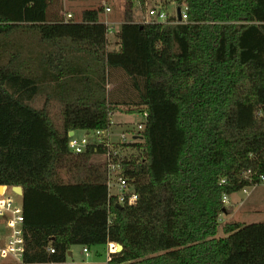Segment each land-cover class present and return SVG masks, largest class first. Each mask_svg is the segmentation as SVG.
<instances>
[{
    "label": "trees",
    "instance_id": "16d2710c",
    "mask_svg": "<svg viewBox=\"0 0 264 264\" xmlns=\"http://www.w3.org/2000/svg\"><path fill=\"white\" fill-rule=\"evenodd\" d=\"M124 1L121 48L108 52L101 9L65 22L62 0H0V186L23 188V264L108 244L122 246L108 264H264V221L217 237L223 195L264 177V0H177L178 24H135L136 0ZM121 110L148 115L122 146L135 151L122 163L132 206L109 196L102 147L68 146Z\"/></svg>",
    "mask_w": 264,
    "mask_h": 264
},
{
    "label": "built area",
    "instance_id": "2783aa9c",
    "mask_svg": "<svg viewBox=\"0 0 264 264\" xmlns=\"http://www.w3.org/2000/svg\"><path fill=\"white\" fill-rule=\"evenodd\" d=\"M148 1L143 24H178L187 23L188 8L185 5L180 6L177 0H158L154 5L149 6ZM154 1V0H152ZM135 3L140 4L137 0ZM111 7L105 6L102 13H108ZM178 11H180V19ZM68 18H73L68 15ZM141 122L138 124L137 133L131 134L130 140L126 134L120 136L121 144H130L140 141L139 133L143 131L148 115L141 114ZM69 133V150L75 155L84 154L91 145L100 146L105 151L104 163L108 173L107 186L110 197H116L118 204L135 205L138 201V195L132 181L123 174L122 163L126 156L121 155L119 149H116L113 142L107 134L108 130L91 131L94 133L96 140L91 142L87 137L79 139L75 131ZM250 173V172H249ZM226 179L220 181V185H226ZM264 177L261 178V182ZM256 186V185H255ZM116 188L117 193L112 194V189ZM3 192L0 193V264H23L27 253V243L25 237V212L23 205V195L15 191L14 186H3ZM230 195L224 194L223 204L229 202ZM50 253H55L52 247L48 248ZM118 244H108V256L118 253ZM84 253L89 254L88 248H84Z\"/></svg>",
    "mask_w": 264,
    "mask_h": 264
},
{
    "label": "rangeland",
    "instance_id": "374dc122",
    "mask_svg": "<svg viewBox=\"0 0 264 264\" xmlns=\"http://www.w3.org/2000/svg\"><path fill=\"white\" fill-rule=\"evenodd\" d=\"M156 1L158 0H154V1L149 0L148 5L152 6L155 4ZM121 2H123V0H100L99 5L102 6L103 4H106L109 7L114 6V8L116 9L118 8V5ZM87 6L88 4L85 5V7ZM146 10L147 7L142 6L138 3L134 4V11L137 17V19H135L136 23L143 24V20L146 15ZM111 35L109 37L110 41L111 42L114 40L116 41L114 34ZM112 45L118 47L119 44L118 45L110 44L109 50L112 49L113 47ZM34 103L35 106H37L38 108H42L43 106L42 104L44 103V100L35 101ZM50 105H51L50 108H48L50 115L52 116L55 123L60 124L61 107L58 105L57 102H54ZM116 114L119 115L117 117H113L114 123L122 119L121 117H119L121 116L120 114L123 115L127 113L121 110V112H118ZM128 120L133 123V126H131L133 128H131V131H129L130 135L128 136V139L130 140L131 134L137 133L136 130L138 129V124L141 122V119L137 115H132V116H128ZM114 129H116L117 135L120 134V131H122V129L118 125H115ZM75 135L79 139L83 137H87L91 142H94L96 140L94 133L90 131L77 130L75 131ZM114 140L116 142H113V144L117 150L123 146L120 140H118V136L115 137ZM119 150H121L120 151L121 155L126 156L128 158L134 155L135 153L134 149L131 148H122ZM136 154H138V152ZM94 160L100 163H104V156L103 155L95 156ZM60 178L65 183L70 182V176L67 174L66 171L60 172ZM2 192L3 190L0 189V193ZM117 192H118L117 189L113 188L111 193L115 194ZM224 206H225V210L220 217V226L217 235L218 238L227 236L225 234L224 229L228 224L241 223V224L249 225L264 221V181H262L259 185L256 186L244 187L242 190L238 191L237 193L230 195L229 202L227 204H224ZM82 248H83L82 246H76L74 249L76 253L74 258L67 257L66 262L62 264H108L107 258L110 259V257L107 255L108 246L99 245L97 247H93L90 250L89 257H86V255L82 251L83 250ZM47 264H56V263H47Z\"/></svg>",
    "mask_w": 264,
    "mask_h": 264
},
{
    "label": "crops",
    "instance_id": "0c3cea01",
    "mask_svg": "<svg viewBox=\"0 0 264 264\" xmlns=\"http://www.w3.org/2000/svg\"><path fill=\"white\" fill-rule=\"evenodd\" d=\"M99 3H100V0H62L63 11H61L60 15L63 16V20L65 22L74 21V22H77V23H81L84 11H86V10H98V9H101V11H103V8L105 6H107L106 4H103L102 5L103 7H102V6L99 5ZM86 4H88L87 7H85ZM116 9L114 8V6H111V11L110 12H108V13L100 12V14H99L100 23L105 24L107 26V28H108V34H107V40H108L107 51L108 52H118L120 50L121 41H120V38H119V34L121 32L122 26L126 23L124 0H123V2H121L118 5V8H116ZM133 13H134L133 14V22L135 24H139V23L135 22V19H137L135 11H133ZM68 15H72L73 18L69 19ZM111 34H114L116 41L115 40L112 41V42L110 41L109 37H110ZM110 44H116V45H118V47H116L115 45H112L113 46L112 49L109 50V48H110L109 45ZM113 88H114L113 84H108L107 85L108 92L112 91ZM39 100H44V103L42 104L44 106L45 97L44 96H39V97L36 98L35 101H39ZM52 103H54V102H52ZM33 105L37 109H41V108H38L37 106H35V103ZM58 105L61 107V105L59 103H58ZM43 106H42V108H43ZM50 106L51 105L49 104L48 108H50ZM116 113H118V112H116ZM116 113L112 114V116H111V125H110V128L108 129V132H107V134L109 135L110 140L112 142H116L114 139L117 136H118V140H119L120 136L122 134H126L127 136H129L130 135L129 131H131V128H133V127H131V126H133V123L128 120V116H132V115H127V114H123L122 115V114H120L121 116H119V117H121L122 119H120L119 121L114 123L113 122V117H117L119 115V114H116ZM136 115L138 117H140V119L142 118L140 114H136ZM115 125H118L122 129V131H120V134H118V135L116 134V132H117L116 129H114ZM105 246H108V245H105ZM75 247L76 246H73L71 248L70 254L68 253L67 257L74 258L75 254H76L75 251H74ZM93 247H97V246L88 247V250H89V254L88 255H86L84 253V248H87V247H83L82 248L83 249L82 251L86 255V257L90 256V250ZM108 261H109V259L107 258V263H108Z\"/></svg>",
    "mask_w": 264,
    "mask_h": 264
},
{
    "label": "water",
    "instance_id": "95a60500",
    "mask_svg": "<svg viewBox=\"0 0 264 264\" xmlns=\"http://www.w3.org/2000/svg\"><path fill=\"white\" fill-rule=\"evenodd\" d=\"M178 14H179V19H180V11H178ZM70 134H72V132H70ZM14 188H15V191L17 193H19L20 195H23L24 192H23V188L21 186H15ZM0 189L2 190L3 186H0ZM118 250H119V252L122 250L121 245H118ZM69 254H70V252H69Z\"/></svg>",
    "mask_w": 264,
    "mask_h": 264
}]
</instances>
